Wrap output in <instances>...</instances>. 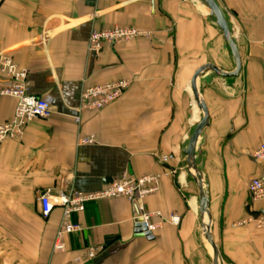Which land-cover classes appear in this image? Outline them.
<instances>
[{
  "label": "crops",
  "instance_id": "0c3cea01",
  "mask_svg": "<svg viewBox=\"0 0 264 264\" xmlns=\"http://www.w3.org/2000/svg\"><path fill=\"white\" fill-rule=\"evenodd\" d=\"M199 1L0 0V56L9 54L27 69L30 92L54 105L49 118L0 143V264H65L92 246L96 256H85L83 264H213L200 187L186 155L203 117L191 81L205 64L234 72L236 62ZM216 1L242 69L229 78L211 69L199 76L209 123L195 157L219 264H264V229L237 225L264 213V200L253 201L249 190L264 168L253 156L264 141V0ZM116 26L151 35L105 44L99 56L89 52L93 29ZM122 79L130 84L120 99L79 114L84 87ZM5 86L0 65V90ZM16 103L0 94V125L13 118ZM91 136L94 143H78ZM162 155L175 158L163 163ZM126 174L161 175L159 189L144 200L146 211L161 214L153 218V239L136 232L131 201L104 198L74 216L83 230L66 236L64 252H53L62 209L43 217L39 195L99 192ZM174 215L178 224L171 222Z\"/></svg>",
  "mask_w": 264,
  "mask_h": 264
},
{
  "label": "built area",
  "instance_id": "2783aa9c",
  "mask_svg": "<svg viewBox=\"0 0 264 264\" xmlns=\"http://www.w3.org/2000/svg\"><path fill=\"white\" fill-rule=\"evenodd\" d=\"M151 32L130 26H116L113 28L97 30L93 29L88 40L89 52L99 56L105 44L115 46L120 42L130 41L139 37L150 36ZM0 65L5 74L6 86L0 90V94L12 96L17 100L14 116L12 119L0 125V143L9 138H19L24 134L25 127L31 121L38 118H49L54 113L53 100L49 97H40L30 92V81L28 70L20 68L9 54L0 56ZM130 81L122 79L104 84L84 87L80 94V103L77 111H100L107 105L120 99ZM80 122V116L76 118ZM79 144L94 143L93 136L80 138ZM254 158L264 167V141L253 153ZM174 155H162L160 161L167 163L173 160ZM160 174H146L135 177L131 174L124 175L123 178L114 180L106 188L99 192L82 193L75 189L67 192L61 191L53 196L49 191L39 195L41 214L49 218L56 207L62 209L60 223L53 243V252H64L66 250L65 238L68 235L78 233L83 230L79 221L74 220L76 214L84 212L86 204L104 198L125 197L129 201H137L142 212L141 219L147 229L152 231L157 227L153 222L155 216H160V212H148L144 206L147 196L154 194L160 185ZM250 195L253 201L264 200V168L259 176L254 177L250 183ZM180 217L174 215L171 222L178 224ZM254 223L257 228L264 229V213H253L248 218L243 219L237 225ZM97 248L90 247L85 256L94 258ZM85 256L79 255L65 264H83Z\"/></svg>",
  "mask_w": 264,
  "mask_h": 264
},
{
  "label": "water",
  "instance_id": "95a60500",
  "mask_svg": "<svg viewBox=\"0 0 264 264\" xmlns=\"http://www.w3.org/2000/svg\"><path fill=\"white\" fill-rule=\"evenodd\" d=\"M202 1L210 10L211 15H213L217 21V24L220 28V30L223 33L224 39L227 42L233 57L236 62V70L234 72H227L223 69H221L219 66L208 63L203 66H201L198 70H196L195 74L193 75L192 81H191V86L193 89L194 96L198 102V106L202 109L203 111V117L200 120V122L196 125L192 136L190 138L188 147L186 149V155L188 157V161L191 164L194 175L196 177V180L199 184L200 187V207H199V213L201 217V223H202V228L203 232L205 235V238L207 241L210 243L213 249V264H219L220 262V254L219 250L217 248V245L214 241L212 232H211V227L210 225L208 226L205 221V215L207 213V195L204 189V181H203V176L202 173L198 167V164L196 162V144L198 142V139L200 138L204 128L208 125L209 123V110L207 108V105L205 101L202 99L200 96L198 87H197V80L199 76L206 70H214L219 76L222 78H229V77H234L237 76L242 69V56L240 49L235 41V38L230 30L228 21L225 17V14L218 4L216 0H200ZM133 208H134V215L137 218L136 222V232L137 233H143L148 239H153V233L152 231H149L141 219L142 212L140 210L139 204L137 201H133Z\"/></svg>",
  "mask_w": 264,
  "mask_h": 264
},
{
  "label": "bare ground",
  "instance_id": "6f19581e",
  "mask_svg": "<svg viewBox=\"0 0 264 264\" xmlns=\"http://www.w3.org/2000/svg\"><path fill=\"white\" fill-rule=\"evenodd\" d=\"M200 2V1H199ZM207 9V8H206ZM203 10V9H202ZM197 120V119H196ZM205 221H206V224L209 226L210 225V221H209V218H208V215L206 213L205 215ZM211 246V245H210ZM212 248V247H211ZM213 250V249H212Z\"/></svg>",
  "mask_w": 264,
  "mask_h": 264
}]
</instances>
